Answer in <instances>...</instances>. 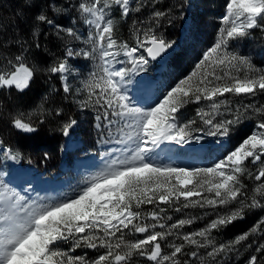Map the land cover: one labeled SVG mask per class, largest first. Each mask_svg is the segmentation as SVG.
Wrapping results in <instances>:
<instances>
[{"label":"snow or ice","instance_id":"6c2138e0","mask_svg":"<svg viewBox=\"0 0 264 264\" xmlns=\"http://www.w3.org/2000/svg\"><path fill=\"white\" fill-rule=\"evenodd\" d=\"M23 3L18 17L35 11L24 20L27 30L7 41L11 49L0 42V51L12 53L0 55V93L15 89L22 94L36 71L28 57L46 52L53 37L64 41L63 58L46 70L58 76L64 100L84 94L77 106L95 111L101 130L97 143L118 147L103 154L104 166L77 190L56 197L29 195L35 189L22 170L0 171V264H223L242 251L249 252L244 264H264V239H256L264 238V216L234 239L218 241L214 235L250 213L264 211V104L247 103L233 110L226 96L264 94V68L230 50L231 43L250 30L264 32V0H226L223 27L214 43L202 51L187 76L163 87L148 75L149 65L164 60L177 41L158 35L163 23L174 19L172 9L162 10L159 0H66L60 7L55 0ZM187 6L190 0L179 5L181 19H186ZM66 13H74L67 26L58 22ZM115 14L121 21L136 17L129 29L134 44L117 35ZM145 14L147 19L141 18ZM71 58L94 62L75 93L67 76ZM51 91L59 94L55 85ZM187 105L201 106L196 117L181 123ZM54 114L60 117L63 109ZM248 119H255L251 134L221 152L210 166L188 169L157 159L165 143L199 152L212 137L222 146L233 128ZM77 124L69 116L61 126L64 137ZM11 126L23 133L37 131L19 117ZM0 154L5 158L0 166L7 161L18 165L22 159L19 150L2 142ZM48 155L45 152L44 159ZM244 177L259 182L251 193ZM196 207L211 209L215 216L196 230L185 229L201 217L168 215L169 210L183 214ZM221 208L227 210L218 211ZM77 250L97 255L89 258L87 251L81 255Z\"/></svg>","mask_w":264,"mask_h":264},{"label":"trees","instance_id":"16d2710c","mask_svg":"<svg viewBox=\"0 0 264 264\" xmlns=\"http://www.w3.org/2000/svg\"><path fill=\"white\" fill-rule=\"evenodd\" d=\"M200 1L205 10L196 12V17H194L195 24L198 19L201 21L202 17L204 15L208 16L211 11L223 10L226 4V0ZM55 2L58 7L63 6L64 4V0H55ZM181 3L187 4L188 0H159V6L161 9L167 10L168 8H171L174 17L173 23L169 25V28L167 26V21H165L158 33V35L162 34L167 40L176 41L179 39L181 29L185 21L179 17V5ZM24 7L25 5L23 0H0V42H3L8 49H11V45H8L7 41L11 39L17 31L27 30V25L24 23V20L27 17H31L35 11V8H33L26 11L23 16L18 17L17 13L21 12ZM187 9L188 6L184 9L185 12L188 11ZM48 11H51V9H48ZM135 18V16H132L126 21H121L118 14L113 16L118 28L117 35L122 40H127L133 44L135 41L132 38V34L129 29L132 24V20ZM141 18L146 19L145 15ZM58 22L66 25V14L59 17ZM213 23V21H210L209 25H212ZM17 24L20 25L19 29L16 28ZM259 32V29L250 30V34L255 35L257 40ZM185 43L180 45L182 53L178 54L177 51L172 56V59H170V63L172 64L175 61V70L181 73H188L191 69L189 54H192V52L190 51V47L185 45ZM64 44V41L53 37L46 45L48 49L46 52L40 51L28 57V65L30 67L34 65L36 71L30 87L22 94L18 93L15 89H13L11 93H9L8 90H4L0 93V142H2L4 146L10 147L13 150H19L22 157L20 164H25L30 168L34 167L36 170L47 174H50L51 171L58 170L60 163L67 161V151H60V146L62 145L61 141L62 139L65 140L66 137H64L59 125L63 121H66L69 116L75 118L77 121L80 116V112L72 99H63L62 88L58 76L52 75L46 70L50 65L58 63L59 60L63 58ZM11 54V51H3L1 55ZM53 85H55L59 94L51 91V87ZM226 96L228 97L233 110H235L236 107H240L242 104L247 103H255L256 105L264 104V94H257L254 98L251 96L237 97L228 94H226ZM36 104V113L29 120L26 121L23 116H20L21 111H24L25 109L29 110L27 108L34 107ZM200 106L201 105H187L182 110L181 114L186 117L192 116V118H194L196 117V108ZM41 108L43 109V114H41ZM57 108L63 109V114L60 117H56L54 114ZM48 113L52 114L49 115ZM86 115V122H88V114L86 113ZM15 117H19L25 122L33 124L37 128V131L34 133H23L20 130L14 129L11 126V120ZM41 120L44 122L40 123L39 121ZM248 120H250V124H246V121ZM248 120H244L241 124L236 126V132L231 134L234 139H239L240 136H244L251 129V127L254 126L255 119ZM76 130H78V132L82 135L84 142L89 140V134L85 137L83 131L78 128V124L70 132H75ZM45 152L49 154L47 159H44ZM28 161H31V163ZM243 179L248 185L249 193H251L254 184L249 182L247 177H244ZM235 206L236 205H231L230 207ZM145 207L146 209H151L152 206L148 205ZM204 213V209L196 207L185 209L183 214H177L169 210L168 215H172L175 218L201 217V219L195 220L194 224L186 226L185 230L192 231L204 227V225L213 217L212 214H209L210 216H204ZM260 216H264V211L257 210L254 213L248 214L244 219L238 220L229 225L223 231L214 233V235H216L218 241L234 239L237 235H240L251 228ZM256 239L260 240L264 238L256 237ZM86 251L88 252V255L90 253L97 255V253L93 250ZM81 252L82 250L79 251V253ZM248 255L249 252L242 251L240 257L235 255L226 257L223 264H244L245 257Z\"/></svg>","mask_w":264,"mask_h":264},{"label":"rangeland","instance_id":"374dc122","mask_svg":"<svg viewBox=\"0 0 264 264\" xmlns=\"http://www.w3.org/2000/svg\"><path fill=\"white\" fill-rule=\"evenodd\" d=\"M65 2L66 0H64V3ZM73 2H76V0H73ZM190 3L191 4L187 9L188 11H186V22L184 24L180 39L182 41V44L187 42L185 43V45H188L192 52V54H189V59L191 60V72L194 68L195 63L200 58L202 51L207 47H210L214 43L220 28L223 27V25L221 24V17L225 13V7L220 11H211L208 16L204 15L201 21L198 19L195 24L194 17H196V12L204 11L205 9L200 0H190ZM73 14L74 13H66L67 24L65 26L70 24ZM145 18L147 19V14H145ZM210 21H213L214 23L212 25H209ZM169 25L170 24L167 22L168 28ZM81 31L84 32L85 35H87L86 29L84 27L81 28ZM74 46L80 47L83 45H81L80 42H75ZM230 50L236 52L239 55L250 57L256 67L264 68V32H259L258 40L256 39L255 35L249 34L248 36L241 38L239 41H233L230 45ZM2 53L3 51H0V55ZM179 53H182L181 48L178 50V54ZM68 63V82L72 86L73 92L75 93V90L77 88L83 87V82L87 79L88 74L93 71L94 62L86 60L84 58H71ZM172 65L168 63L164 65V68H162V65L158 66L151 63L149 65L148 75L155 76L160 85L163 87L167 85H173L180 78H183L190 73H175V61ZM242 74L243 72L240 73V75ZM83 95L84 94H78L75 98H70L75 103V106L80 112V116L78 119V128L83 131L85 137L87 136V134H89V140L87 142H84L82 139V135L78 132V130H76L75 132H70V135L66 137L65 140L62 139L61 144L65 145V150L71 157L74 156L75 160L71 166H64L63 177L61 179L48 180L36 175L35 180H33L28 171L23 170L12 161H7L6 164L0 166V171H3L5 173H7L10 169L13 171L22 170L26 172L27 175L31 178L32 184L34 185L33 187L35 189L34 192H31L32 197H36L37 195L44 197H56L62 193H72L74 190H77L78 186L82 185V183L90 175L94 174L97 170L104 166L106 157L103 154L106 153L109 148L114 149L118 147L115 144L97 143V141L101 138V130L97 129L96 127L97 122L95 120V111L93 109H86L82 111L77 106L76 101L82 99ZM37 104L34 107L27 108L29 110L25 109L26 111L24 110L20 112V114H24L23 117L26 121L36 113L35 109L37 108ZM29 113H32V115L29 116ZM86 113L88 114L87 120L89 123L86 122ZM191 118L192 116L186 117L183 114L180 115L181 123H184ZM64 122L65 121H63L59 126L61 127ZM246 124H250V120L246 121ZM253 127H251V129L244 136H240L239 139H234L230 135L228 138L223 140L222 146H217L215 139L212 137H208L207 141L205 142L208 147L199 152L189 150L187 145L181 147L179 145L165 143L161 146V150H159V156L157 157V159L161 163L174 164L188 169H191L193 167L210 166L213 163L215 157L218 156L221 152H224L225 149H232L240 142H242V140L246 138L247 135L251 134ZM235 128L236 126L233 128L231 134L236 132ZM196 134L199 133H194V135ZM115 136L116 131L115 129H113V138H115ZM89 144L95 145L96 149L98 148V151L94 154L86 156L83 151L81 153L76 152L79 146L84 148ZM193 147L196 146L193 145ZM77 155L82 156L76 157ZM0 156V161H4L5 159L3 155L0 154ZM248 180L249 182H252L254 186L259 183L251 179ZM230 206L231 205H229L228 207L232 208ZM204 210L209 212V214H212L211 209ZM226 210L227 209L224 208L218 209V211L220 212H224ZM212 216L213 217L211 219H214L215 216Z\"/></svg>","mask_w":264,"mask_h":264},{"label":"water","instance_id":"95a60500","mask_svg":"<svg viewBox=\"0 0 264 264\" xmlns=\"http://www.w3.org/2000/svg\"><path fill=\"white\" fill-rule=\"evenodd\" d=\"M173 52H174V51H173ZM173 52H171L169 55H167V56L164 58V60H162V61H158V62H156V63H164V62H166V61L172 56Z\"/></svg>","mask_w":264,"mask_h":264},{"label":"bare ground","instance_id":"6f19581e","mask_svg":"<svg viewBox=\"0 0 264 264\" xmlns=\"http://www.w3.org/2000/svg\"><path fill=\"white\" fill-rule=\"evenodd\" d=\"M191 4V3H190ZM192 32V31H191ZM193 36V35H192ZM193 47V46H192ZM210 216V215H209Z\"/></svg>","mask_w":264,"mask_h":264}]
</instances>
